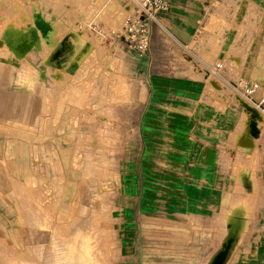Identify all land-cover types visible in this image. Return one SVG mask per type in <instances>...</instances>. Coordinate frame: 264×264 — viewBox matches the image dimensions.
<instances>
[{"label": "rangeland", "instance_id": "1", "mask_svg": "<svg viewBox=\"0 0 264 264\" xmlns=\"http://www.w3.org/2000/svg\"><path fill=\"white\" fill-rule=\"evenodd\" d=\"M16 1L21 5L0 7V92L7 89V97H0V116L7 113L0 121V264H115L117 158L134 142L136 133L122 128L133 126L130 112L139 105L130 101L128 78L132 62L147 60L149 50H113L103 41L104 31L118 24L116 0ZM238 1L212 4L190 48L177 61L163 58L203 63L215 86L207 63L223 44L231 65L240 57L243 70L251 71L264 45V12L251 20V6ZM9 12L23 14L20 22L9 20ZM208 47L212 51L204 50ZM73 61L78 68L69 73ZM186 68L194 70L191 64ZM227 71L225 79L231 76ZM233 87L224 88L238 92ZM22 92L30 98L26 121L19 120ZM257 160L254 172L259 175ZM252 198L251 226L263 205L261 194ZM247 200L238 187L223 204ZM226 209L135 213L138 264H208L214 252L220 264H264V251L250 243L249 227L233 248L236 239L227 235ZM244 214L231 212L243 224Z\"/></svg>", "mask_w": 264, "mask_h": 264}, {"label": "crops", "instance_id": "2", "mask_svg": "<svg viewBox=\"0 0 264 264\" xmlns=\"http://www.w3.org/2000/svg\"><path fill=\"white\" fill-rule=\"evenodd\" d=\"M167 1L169 10L159 13L151 24L148 59L134 60L133 76L128 78L130 101L132 103L136 99L139 105L130 112L133 126L122 128L136 133L134 142L126 155L117 158L115 264H138L140 242L136 234L135 213L143 211L204 212L220 210V206H224L227 208L225 213L229 214L225 220L227 235L232 241L236 239L233 248L241 237L246 236L249 227L250 243H258L257 248L262 252L264 115L258 117L256 125L250 124V113L243 107L242 96L233 90L229 93L224 87H233L238 78L244 77L258 82V93L264 92V45L258 47L250 74L243 70L245 62L240 57H235V65H231L222 50L223 44L216 51L211 47L204 49L213 52L212 64L207 63L209 66L213 67L217 59L223 63L218 73L213 72L216 79L215 86H212V81L209 83L208 80L210 71L203 63L181 60L185 64H180L176 57L190 48L199 22L201 24L206 13L211 11L212 4H220L221 0ZM244 1L248 7L251 6V20L263 14L264 0ZM238 2L242 3L241 0ZM3 5L21 4L16 0H0V7ZM25 6L22 7L29 13ZM22 15L7 14L13 23L20 22ZM252 44L250 41L249 46ZM188 64L194 70H187ZM223 71L231 76L225 79ZM119 83L123 86L124 82ZM3 93L0 92L1 97ZM19 100L22 101L19 120L26 121L31 116L29 95L22 92ZM2 116L6 119L7 113ZM3 117L0 116V121L4 120ZM257 130L260 134L256 133ZM255 159H259L256 166L259 175L254 172ZM238 187L241 198L244 196L248 203L224 205L223 198L234 196ZM259 194L263 197V205L259 206L262 210L251 226L248 205L253 201L252 197ZM231 212H245L244 224L242 217L231 215ZM219 256L214 252L208 264H220Z\"/></svg>", "mask_w": 264, "mask_h": 264}, {"label": "built area", "instance_id": "3", "mask_svg": "<svg viewBox=\"0 0 264 264\" xmlns=\"http://www.w3.org/2000/svg\"><path fill=\"white\" fill-rule=\"evenodd\" d=\"M120 12L117 15L118 24L104 31V42L109 41L113 50L124 47L139 54L146 53L150 48L151 24L161 12L168 11L170 3L167 0H116ZM223 68L221 60L213 63L212 70L218 73ZM244 99L243 107L250 113V124H257L258 117L264 115V92L258 93V82L238 78L234 84ZM259 121V120H258ZM257 134L260 131L257 130Z\"/></svg>", "mask_w": 264, "mask_h": 264}, {"label": "water", "instance_id": "4", "mask_svg": "<svg viewBox=\"0 0 264 264\" xmlns=\"http://www.w3.org/2000/svg\"><path fill=\"white\" fill-rule=\"evenodd\" d=\"M86 45H89V44H86ZM77 68H78V63L75 62V61H73V62L69 65V67L66 69V71L69 72V73H74L75 70H76Z\"/></svg>", "mask_w": 264, "mask_h": 264}, {"label": "bare ground", "instance_id": "5", "mask_svg": "<svg viewBox=\"0 0 264 264\" xmlns=\"http://www.w3.org/2000/svg\"><path fill=\"white\" fill-rule=\"evenodd\" d=\"M122 8V7H121ZM31 39V38H30ZM4 46V42L2 41V40H0V47H3ZM7 85V84H6ZM2 87H3V85H2ZM5 89H6V86H5ZM5 89H3V90H5ZM7 90V89H6ZM5 90V91H6ZM4 91V92H5ZM9 91V90H8ZM10 91H11V89H10ZM12 92V91H11ZM8 94H10V92L8 93ZM12 95V94H11ZM10 96V95H9ZM1 97V96H0ZM3 97H7V96H3ZM3 97H1V99L3 98ZM11 97V96H10ZM9 98V97H8ZM10 99V98H9ZM1 102V101H0ZM5 102V101H4ZM6 105V104H5Z\"/></svg>", "mask_w": 264, "mask_h": 264}]
</instances>
